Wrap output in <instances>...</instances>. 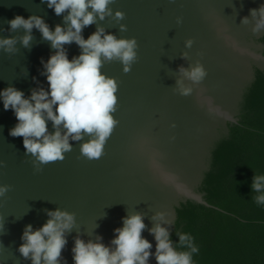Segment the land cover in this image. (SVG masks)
<instances>
[{"label": "water", "instance_id": "95a60500", "mask_svg": "<svg viewBox=\"0 0 264 264\" xmlns=\"http://www.w3.org/2000/svg\"><path fill=\"white\" fill-rule=\"evenodd\" d=\"M264 0H116L113 13L124 14L119 23L111 16L82 29L87 39L98 27L120 38H135L137 59L128 73L118 61L104 63L101 73L117 83V121L107 138L103 155L88 160L79 152L80 142L62 161L41 166L36 172L33 157L25 155L22 137L9 136L17 123L13 112L0 105V185L11 190L0 198V264H31L17 248L26 225L35 231L49 217L48 211L74 215V224L65 233L66 244L59 264H73L75 239L110 246L114 230L132 214L143 217L141 236L152 244L149 229L155 223L166 228L169 238L177 219L176 210L187 202L214 208L200 191L209 171L212 152L229 136L237 123L244 98L264 71V32L252 34L250 9ZM41 0H0V39L15 38L14 53L0 49V90L13 87L28 98L31 91L47 90L43 64L54 54L50 42L33 29L27 48L20 43L22 29L11 31L7 21L15 16L40 17L54 30L67 25ZM247 17L244 25L241 18ZM177 18L181 20L176 23ZM193 41L186 49L184 42ZM69 60L80 55L75 43L63 46ZM187 53L182 59L181 54ZM199 62L205 78L189 96L174 92L181 78L179 68ZM51 132V123L48 124ZM63 131V130H62ZM87 137H85V140ZM158 213L162 221H154ZM147 264H156L150 256Z\"/></svg>", "mask_w": 264, "mask_h": 264}, {"label": "clouds", "instance_id": "9594fccd", "mask_svg": "<svg viewBox=\"0 0 264 264\" xmlns=\"http://www.w3.org/2000/svg\"><path fill=\"white\" fill-rule=\"evenodd\" d=\"M116 0H41L53 13L63 16L67 25L62 28L55 26L49 30L48 25L38 16L27 19L15 16L7 21L11 31L22 29L24 35L20 43L27 48L32 40L31 32L36 29L42 38L50 42L55 50L43 64L48 85L47 90L39 88L31 91L28 98L24 93L7 87L0 90V105L5 111L13 112L17 121L9 130V136L22 137L25 155L33 157L32 166L36 172L41 166L51 162L62 161L64 154L72 150L73 142H80L79 152L88 160H97L103 155L104 145L112 133L117 121L111 115L116 111L117 83L100 71L104 63L118 61L123 73H128L137 59V41L135 38H120L105 33L98 27L87 39L82 38V29L103 21L111 16L119 25V31L125 32L126 26L119 22L124 14L120 11L113 13L109 5ZM174 0H169L173 3ZM253 18L252 34L264 32V5L258 9H250ZM177 24L181 20L177 18ZM241 23L247 25V17L241 18ZM15 38L0 39V49L6 53L16 51ZM75 43L81 50L79 56L69 60L64 45ZM193 41L184 42L186 49L191 48ZM187 53H182L183 59ZM181 78L176 81L174 92L180 96H189L192 85L199 84L206 76L203 66L196 62L189 69H178ZM52 131L49 132L48 124ZM63 130V131H62ZM85 137L87 139L85 140ZM4 163L0 161V168ZM11 190L9 185H0V198H4ZM251 190L258 195L255 201L264 205V175L253 177ZM47 221L37 230L26 225L21 235L22 243L17 248L20 257L29 259L31 264H59L61 251L66 244L65 233L74 224V215L61 210L48 211ZM154 221H162L163 214L158 213ZM145 229L143 217L132 214L122 219V227L114 230V238L110 246L99 242H84L74 240L72 248L73 264H147L153 256L156 264H193V255L199 249L194 239L187 233L177 232L178 243L173 246L166 228L155 223L149 229L155 240V252H150L152 244L141 236ZM177 249H184L178 251Z\"/></svg>", "mask_w": 264, "mask_h": 264}, {"label": "trees", "instance_id": "16d2710c", "mask_svg": "<svg viewBox=\"0 0 264 264\" xmlns=\"http://www.w3.org/2000/svg\"><path fill=\"white\" fill-rule=\"evenodd\" d=\"M260 41L264 44V36ZM256 175H264V71L258 70L237 123L212 152L200 188L218 210L182 204L169 238L173 246L177 232L187 233L199 249L193 264H264V205L251 190Z\"/></svg>", "mask_w": 264, "mask_h": 264}]
</instances>
